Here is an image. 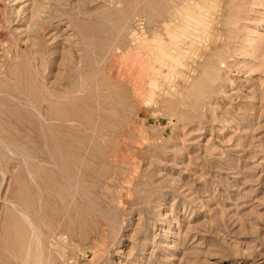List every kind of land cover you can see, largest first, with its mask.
<instances>
[{"label":"rangeland","instance_id":"obj_1","mask_svg":"<svg viewBox=\"0 0 264 264\" xmlns=\"http://www.w3.org/2000/svg\"><path fill=\"white\" fill-rule=\"evenodd\" d=\"M0 264H264V0H0Z\"/></svg>","mask_w":264,"mask_h":264},{"label":"bare ground","instance_id":"obj_2","mask_svg":"<svg viewBox=\"0 0 264 264\" xmlns=\"http://www.w3.org/2000/svg\"><path fill=\"white\" fill-rule=\"evenodd\" d=\"M191 2V1H190ZM204 18V17H203ZM169 70V69H168Z\"/></svg>","mask_w":264,"mask_h":264}]
</instances>
